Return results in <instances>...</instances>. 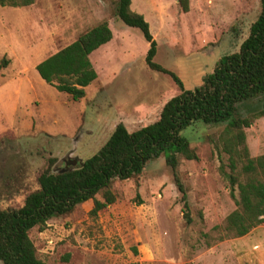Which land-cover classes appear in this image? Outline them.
Listing matches in <instances>:
<instances>
[{
  "label": "rangeland",
  "instance_id": "obj_1",
  "mask_svg": "<svg viewBox=\"0 0 264 264\" xmlns=\"http://www.w3.org/2000/svg\"><path fill=\"white\" fill-rule=\"evenodd\" d=\"M116 0H34L24 8L0 6V210L17 209L37 187L44 170L58 173L97 152L112 127L128 132L154 122L161 106L179 90L166 74L144 63L147 44L135 28L116 20ZM155 41L153 62L193 90L221 57L238 51L259 12L258 0H130ZM106 22L111 39L89 54L96 78L73 101L43 82L34 67L79 34ZM264 97L236 107L251 117ZM224 124L192 122L180 135L197 159H179L191 223L182 219L178 193L162 156L136 179H114V202L89 215L91 201L49 219L28 237L44 264H264V217L246 235L205 246L202 234L234 209L218 153ZM248 155H264V115L242 129ZM72 151L73 154H70ZM235 195V193H234ZM95 199L101 200L100 194Z\"/></svg>",
  "mask_w": 264,
  "mask_h": 264
},
{
  "label": "trees",
  "instance_id": "obj_2",
  "mask_svg": "<svg viewBox=\"0 0 264 264\" xmlns=\"http://www.w3.org/2000/svg\"><path fill=\"white\" fill-rule=\"evenodd\" d=\"M176 1L180 10L186 12L187 0ZM33 3L34 0H0L1 7L9 8H24ZM258 4V15L249 25L238 51L219 58L201 84L189 91L183 89L172 72L153 62L155 41L143 17L131 11L130 0L115 1L116 20L137 29L147 44L146 67L169 76L179 92L161 106L154 122L132 132L117 123L96 153L62 172L42 171L36 178V189L24 196L20 207L0 210V264H44L35 256L29 230H43L49 219L69 213L85 201H91L89 215L95 216L114 202L110 192L114 179H136L146 163L160 156L170 169L182 219L186 225L190 224L186 189L176 168L180 158L197 159L180 135L194 121L224 124L217 138L219 146L214 148L226 155L228 171L224 178L234 203V209L221 224L202 234L205 246L242 237L262 222L264 155L249 157L242 129L264 115V105L251 117L235 116L238 104L264 97V0H258ZM110 39L106 22H100L44 58L34 69L43 82L78 101L84 97V88L96 78L89 54ZM8 63V59L1 57L0 70ZM96 194H100L101 200L95 199Z\"/></svg>",
  "mask_w": 264,
  "mask_h": 264
},
{
  "label": "flooded vegetation",
  "instance_id": "obj_3",
  "mask_svg": "<svg viewBox=\"0 0 264 264\" xmlns=\"http://www.w3.org/2000/svg\"><path fill=\"white\" fill-rule=\"evenodd\" d=\"M71 153L70 154H73V152L72 151H70ZM72 160H77L75 157L74 158H72V159H69V156L64 160V166H66L67 164H69V163H71V161ZM78 161V160H77ZM75 166H76V164H75ZM74 166V167H75Z\"/></svg>",
  "mask_w": 264,
  "mask_h": 264
},
{
  "label": "water",
  "instance_id": "obj_4",
  "mask_svg": "<svg viewBox=\"0 0 264 264\" xmlns=\"http://www.w3.org/2000/svg\"><path fill=\"white\" fill-rule=\"evenodd\" d=\"M78 162H80V161H79V160H78V161H77V160H72L71 163H69V164L73 166V165H75V164L78 163ZM64 170H66V169H62V170L59 171V172H62V171H64ZM59 172H58V173H59Z\"/></svg>",
  "mask_w": 264,
  "mask_h": 264
},
{
  "label": "crops",
  "instance_id": "obj_5",
  "mask_svg": "<svg viewBox=\"0 0 264 264\" xmlns=\"http://www.w3.org/2000/svg\"><path fill=\"white\" fill-rule=\"evenodd\" d=\"M102 46H103V45H102ZM102 46H100V48H101ZM97 49H98V48H97ZM122 125H123V124H122ZM123 126H124V125H123ZM113 127H114V126H113ZM113 127H112V128H113ZM125 129H126V128H125Z\"/></svg>",
  "mask_w": 264,
  "mask_h": 264
}]
</instances>
